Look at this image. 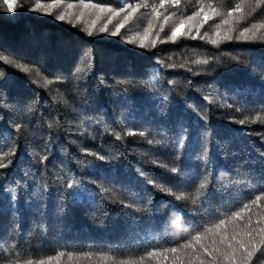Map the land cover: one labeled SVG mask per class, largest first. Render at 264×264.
Returning a JSON list of instances; mask_svg holds the SVG:
<instances>
[{
  "label": "trees",
  "instance_id": "obj_1",
  "mask_svg": "<svg viewBox=\"0 0 264 264\" xmlns=\"http://www.w3.org/2000/svg\"><path fill=\"white\" fill-rule=\"evenodd\" d=\"M55 3L120 15L61 21ZM121 8L136 10L125 20ZM246 27L254 39L239 37ZM257 117L264 0H15L13 12L0 0V264H113L100 257L139 259L200 233L144 264H213L201 245L233 234L253 250L247 264H264V233L246 235L249 219L264 227Z\"/></svg>",
  "mask_w": 264,
  "mask_h": 264
},
{
  "label": "snow or ice",
  "instance_id": "obj_2",
  "mask_svg": "<svg viewBox=\"0 0 264 264\" xmlns=\"http://www.w3.org/2000/svg\"><path fill=\"white\" fill-rule=\"evenodd\" d=\"M177 2H178V0H177ZM4 3L7 4V11L8 12L15 11V0H4ZM256 4H257V6L259 5V0H256ZM68 7L71 8V7H73V5H68ZM83 7L88 8L89 5L84 4ZM92 7L94 9L99 10L102 13H106V14L110 13L111 15L109 16V22H111L112 17H118L120 15V12L114 11L111 8L106 9L102 5H92ZM236 7L239 10L241 6L237 5ZM31 10H36V9H31ZM135 10L136 9H134V8H130V10H126L124 8H121L120 11L125 12L124 19L127 20L128 16L132 15V13ZM157 15H159V13H157ZM196 15L198 16L199 12H197ZM216 15H221V13L217 12ZM228 15L231 16L232 13L229 12ZM75 18L77 20H79L80 16L77 15ZM55 19L63 21V20H65V15L63 13L58 14L55 16ZM165 19L167 20L168 18L166 17ZM188 19L191 20V19H193V17H188ZM227 22L228 21L225 20V23H227ZM121 27H123V24L118 25L116 30L111 32L110 34L114 35V36L119 34ZM183 28H184V25H183V23H181L177 27L172 29L171 35L168 37V39L174 42L178 38V36L185 35ZM255 28H256V26L253 25V29H255ZM100 31L101 32L106 31V26L104 28H101ZM250 31H251V29H249L247 27L244 28V30L239 33V37H243L245 39H249V38L254 39L255 38L254 32H253L252 37L247 36V33H249ZM198 34L199 33H197V35ZM88 35L89 36L93 35L91 30L88 31ZM189 35H190V32H189ZM191 38L195 39L196 37L192 36ZM226 39L230 40V39H232V37L229 35L226 37ZM129 42H131V41H129ZM211 43L216 44L217 41L212 40ZM154 44H155V41H153V45ZM139 46L145 47V45L143 43H141ZM24 71L27 72L28 68L25 67ZM256 120L264 122V117H257ZM256 120H253L251 122L255 123ZM239 122L243 124L246 121L242 120ZM119 138L120 137H117V139H119ZM150 143H151V141H150ZM156 143H159V141H156ZM182 143L183 142L181 140H179V139L177 140V154H179V149L182 146ZM100 158L103 159V157H100ZM7 166L8 165L4 163V158L0 157V169L6 168ZM170 170L174 173L178 171V169L176 167H172ZM141 175H143V173H141ZM149 183H151L153 185V187L156 191L164 192L167 195H175L173 193L172 189L166 185H161V184H158L155 181H151V180L149 181ZM69 187H71V185H69ZM205 187H206V185L204 183H200L198 185L197 190H196L197 194H199L200 189H204ZM183 198H185V193H180L179 195H176V199H183ZM256 200H259V197H257ZM256 200L253 201L254 204L256 203ZM125 206H127V205H125ZM244 207L248 208L249 205H244ZM232 216L239 217L240 213L234 212V213H232ZM261 219H264V217H261ZM224 223H225V220L221 219L219 221V223L215 225V228L219 229L221 227V225H223ZM247 229L248 230L246 232V235L249 237H252L253 233H256V234L264 233V227L260 226L259 220L256 222V225L253 226L251 219H249ZM211 231H212L211 228H208L205 230V232H211ZM202 235H203V233L197 234V235L192 237L191 241H188V242L181 244L177 247H172L169 249H153V250H150L146 253V256L139 257V259L129 258V259H125V260H119V259H116L114 256H109L108 254H103L100 257V259H102L104 261H108L109 259H111L113 261V264H144L145 259L151 260V259H153V258H155L161 254H164L165 258H167V253H169V252L175 254L178 251H180L181 249H186V248L192 247L193 246L192 241L199 243L201 241ZM261 242L264 243V240H262ZM249 243H251V241ZM212 245H214V247H212L211 250L209 249V247H205L204 245H201V248H203V251L205 254L213 255V257H214L213 258V264H216V259H217L214 255L215 253H219L220 254L219 258H222L224 261H231V264H237V251L238 250H240V264H247V261L253 256V250L250 249L248 247V245H246L242 239H237V235H235V234H233L230 239L225 235V236H222L219 241L213 240ZM220 245H224L223 251L221 250ZM252 247L254 248L255 245L253 244ZM261 254L264 255V251H262ZM63 255H64L63 253H60L56 259L59 260ZM129 255H131V254H129ZM68 258L71 260L72 254H69ZM17 264H20V261H17ZM23 264H33V262L31 259H27L23 262ZM38 264H45V262L43 260H40L38 262ZM201 264H204L203 260H201Z\"/></svg>",
  "mask_w": 264,
  "mask_h": 264
},
{
  "label": "rangeland",
  "instance_id": "obj_3",
  "mask_svg": "<svg viewBox=\"0 0 264 264\" xmlns=\"http://www.w3.org/2000/svg\"><path fill=\"white\" fill-rule=\"evenodd\" d=\"M68 5H73V7L69 8ZM51 10L56 11L57 14L63 13L65 16L76 17L77 15L80 18L85 17L90 23L101 22L104 23V19L107 17L106 13H102L97 9H94L92 5H89L88 8H84L83 5H74V4H62L55 3L51 5Z\"/></svg>",
  "mask_w": 264,
  "mask_h": 264
}]
</instances>
